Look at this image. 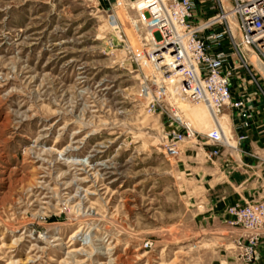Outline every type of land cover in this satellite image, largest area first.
<instances>
[{"label": "rangeland", "instance_id": "obj_1", "mask_svg": "<svg viewBox=\"0 0 264 264\" xmlns=\"http://www.w3.org/2000/svg\"><path fill=\"white\" fill-rule=\"evenodd\" d=\"M138 2L0 0V264H250L217 159L165 152L180 126L141 89Z\"/></svg>", "mask_w": 264, "mask_h": 264}, {"label": "built area", "instance_id": "obj_2", "mask_svg": "<svg viewBox=\"0 0 264 264\" xmlns=\"http://www.w3.org/2000/svg\"><path fill=\"white\" fill-rule=\"evenodd\" d=\"M199 1L139 0L137 18L129 16L138 40L134 61L145 73L141 89L154 104L166 100L180 126L168 134L169 157L179 156L182 143L193 138L209 159L217 158L235 138L221 125L222 113L244 107L249 97L247 91L238 93L235 83L252 81L264 95L253 60L264 63V0H216L217 14L196 23ZM180 101L204 104L212 113L215 126L206 140H199L177 108ZM227 214L229 226L239 231L244 259L253 263L264 247V198L233 203Z\"/></svg>", "mask_w": 264, "mask_h": 264}, {"label": "crops", "instance_id": "obj_3", "mask_svg": "<svg viewBox=\"0 0 264 264\" xmlns=\"http://www.w3.org/2000/svg\"><path fill=\"white\" fill-rule=\"evenodd\" d=\"M257 66L264 70V64L255 57ZM263 77V76H262ZM264 79V77H263ZM236 91H247L249 97L244 107L226 109L221 116L223 126L235 135L232 146L221 149L216 159L222 166L223 176L231 186L218 195V204L226 207L236 202L264 198V101L251 83H235ZM189 117L196 121V127L213 129V123L205 110L193 107ZM198 123V124H197ZM240 125L241 128H236ZM210 130V131H211ZM244 138L240 139L239 136ZM203 152V151H202ZM204 153V152H203ZM239 235V231H233ZM250 264H264V247L260 249L256 260Z\"/></svg>", "mask_w": 264, "mask_h": 264}, {"label": "bare ground", "instance_id": "obj_4", "mask_svg": "<svg viewBox=\"0 0 264 264\" xmlns=\"http://www.w3.org/2000/svg\"><path fill=\"white\" fill-rule=\"evenodd\" d=\"M233 14V13H232ZM234 15V14H233ZM234 17V16H233ZM255 57V56H254ZM253 57V60L255 59ZM255 62V60H254ZM264 64V63H263ZM255 65L256 67L258 68V70L260 71V73L262 74V76L264 77V71L261 70L256 62H255ZM193 107H196V108H200V109H203L206 111L208 117L206 118V120L210 119V121L213 123V126H215V122H214V116L212 115V113L209 111V109L206 107V105L204 104H201V103H198V104H189L185 101H180L178 102V105H177V108L181 109V112H183V115L184 117L186 118V120L188 121V124L191 125L193 127V129H198L199 127H196L197 125L196 124V121H194L192 118L189 117L188 113H190V111L192 110ZM186 114V115H185ZM187 116V117H186ZM183 117V118H184ZM220 123L221 125L223 126V123L221 122V118H220ZM198 124V123H197ZM223 128L226 130L227 132V129L223 126Z\"/></svg>", "mask_w": 264, "mask_h": 264}]
</instances>
